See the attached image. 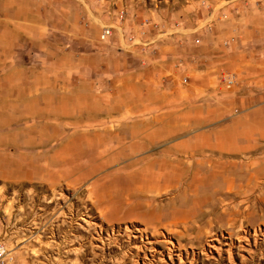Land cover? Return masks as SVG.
Segmentation results:
<instances>
[{"label": "rangeland", "instance_id": "rangeland-1", "mask_svg": "<svg viewBox=\"0 0 264 264\" xmlns=\"http://www.w3.org/2000/svg\"><path fill=\"white\" fill-rule=\"evenodd\" d=\"M0 243L264 264V0H0Z\"/></svg>", "mask_w": 264, "mask_h": 264}, {"label": "bare ground", "instance_id": "bare-ground-1", "mask_svg": "<svg viewBox=\"0 0 264 264\" xmlns=\"http://www.w3.org/2000/svg\"><path fill=\"white\" fill-rule=\"evenodd\" d=\"M188 157H190V156H188ZM172 159V158H171ZM177 159V158H176ZM164 161V159H162L161 161L160 160H158V159H153V160H151L150 162H149V164L146 166V170L148 169V172H150V173H153L156 177H157V180L158 179H161V178H166V177H164V172H163V169H164V165H163V162ZM129 162V161H128ZM168 162H169V160H168ZM167 162V163H168ZM166 163V164H167ZM191 163V162H190ZM160 165V167L157 169L156 168V171H154L153 170V168H152V166L154 167V166H157V165ZM178 166V165H177ZM180 166V165H179ZM178 166V167H179ZM185 166V165H184ZM173 167V166H172ZM177 167V168H178ZM142 171H143V169H141ZM146 170H144V171H146ZM166 170V169H165ZM179 170V169H178ZM170 172V171H169ZM184 172V171H183ZM182 172V173H183ZM186 172V171H185ZM175 173V172H174ZM199 174V173H198ZM152 176V175H151ZM173 176V175H172ZM177 176H180V175H177ZM193 176H195V175H193ZM181 177V176H180ZM189 177V176H188ZM169 178H170V176H169ZM146 179L149 181L150 179H151V177H149V176H147L146 177ZM179 179V178H178ZM183 179V178H182ZM166 180H167V178H166ZM172 181V180H171ZM192 181V180H191ZM141 182V181H140ZM145 182V181H144ZM192 184V183H191ZM156 198V197H155ZM183 201V200H182ZM186 201V200H185ZM183 203V202H182ZM183 205V204H182ZM178 208V207H177ZM192 208V207H191ZM190 208V209H191ZM176 209V208H175ZM175 212H177V211H175ZM183 212V211H182Z\"/></svg>", "mask_w": 264, "mask_h": 264}, {"label": "built area", "instance_id": "built-area-1", "mask_svg": "<svg viewBox=\"0 0 264 264\" xmlns=\"http://www.w3.org/2000/svg\"><path fill=\"white\" fill-rule=\"evenodd\" d=\"M111 28L110 27H105V28H102L101 30V34L102 36H107L111 33ZM228 81L230 82V78L228 79ZM7 256V251H6V248L4 247V245L2 243H0V264H4L7 260L6 258Z\"/></svg>", "mask_w": 264, "mask_h": 264}]
</instances>
